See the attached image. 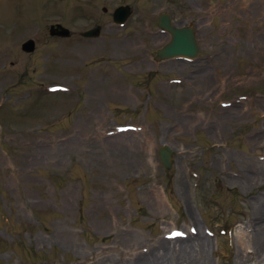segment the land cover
I'll use <instances>...</instances> for the list:
<instances>
[{"label":"rangeland","instance_id":"rangeland-1","mask_svg":"<svg viewBox=\"0 0 264 264\" xmlns=\"http://www.w3.org/2000/svg\"><path fill=\"white\" fill-rule=\"evenodd\" d=\"M162 11L196 56L157 54ZM262 162L264 0H0V264H134L198 234L208 264H264L238 241Z\"/></svg>","mask_w":264,"mask_h":264},{"label":"bare ground","instance_id":"bare-ground-1","mask_svg":"<svg viewBox=\"0 0 264 264\" xmlns=\"http://www.w3.org/2000/svg\"><path fill=\"white\" fill-rule=\"evenodd\" d=\"M171 63H175V62H171ZM177 63L182 64V62L180 61H177ZM201 72L202 73L199 75H196V77L206 75V70L201 71ZM253 175H255L254 179L255 178L258 179L259 177H264V162L260 163V165L257 168H255V170L252 171L251 174L249 175L246 174L244 177L247 181H252ZM179 185L181 184L179 183ZM180 188H183V187L180 186ZM257 199H258V206H259L257 207L264 214V203L261 206L260 205L261 198L260 199L257 198ZM252 233L253 234H249L250 236L248 238L249 239L248 243H246L247 242L246 236L248 234H245L244 232H242L238 236L240 247L246 251L244 253V256H247L251 253L254 255H257L258 253L264 250V215H263L262 220L260 219L259 221L256 222L254 231ZM166 245L167 246L165 247V244L163 243L160 244L159 247L156 248V250L151 249L148 254L144 255L143 257L142 256L139 257L138 260H135L133 263L134 264H208V259L206 256V253L208 251L207 250L208 249V239L206 236L202 234H198L194 237L187 238L185 240L179 239L176 242L175 241L168 242ZM247 247H250V249H248Z\"/></svg>","mask_w":264,"mask_h":264},{"label":"water","instance_id":"water-1","mask_svg":"<svg viewBox=\"0 0 264 264\" xmlns=\"http://www.w3.org/2000/svg\"><path fill=\"white\" fill-rule=\"evenodd\" d=\"M130 13V6L128 4L118 5L113 11L115 21L121 22L126 19ZM158 26L167 30L170 34L169 39L159 48L157 54L160 57H170L175 55H184L187 57L196 56L199 52L196 41L194 27L191 23H172V18L169 12L162 11L158 16ZM69 28L63 26L61 23H52L49 26L50 34L68 35ZM99 32V25L89 28L82 32L83 35H96ZM35 42L32 37L24 39L21 43V48L25 51L34 49ZM160 159L164 166L171 165L172 149L168 145L160 146L158 149Z\"/></svg>","mask_w":264,"mask_h":264}]
</instances>
